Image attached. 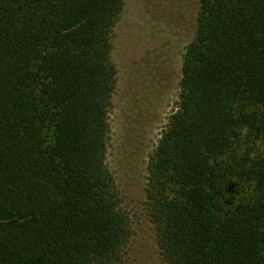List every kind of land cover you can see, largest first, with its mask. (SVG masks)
I'll return each instance as SVG.
<instances>
[{
  "label": "trees",
  "instance_id": "16d2710c",
  "mask_svg": "<svg viewBox=\"0 0 264 264\" xmlns=\"http://www.w3.org/2000/svg\"><path fill=\"white\" fill-rule=\"evenodd\" d=\"M123 1L0 0V264L121 259L132 230L105 159ZM257 141L264 0H199L178 107L149 162V217L167 264H264Z\"/></svg>",
  "mask_w": 264,
  "mask_h": 264
},
{
  "label": "rangeland",
  "instance_id": "374dc122",
  "mask_svg": "<svg viewBox=\"0 0 264 264\" xmlns=\"http://www.w3.org/2000/svg\"><path fill=\"white\" fill-rule=\"evenodd\" d=\"M198 8L199 0H124L112 31L116 82L105 162L132 230L117 264H167L149 217V162L178 107L183 54L195 37ZM44 134L52 140L50 127ZM245 142L242 136L234 149Z\"/></svg>",
  "mask_w": 264,
  "mask_h": 264
},
{
  "label": "clouds",
  "instance_id": "9594fccd",
  "mask_svg": "<svg viewBox=\"0 0 264 264\" xmlns=\"http://www.w3.org/2000/svg\"><path fill=\"white\" fill-rule=\"evenodd\" d=\"M252 158H254V154L252 155Z\"/></svg>",
  "mask_w": 264,
  "mask_h": 264
}]
</instances>
